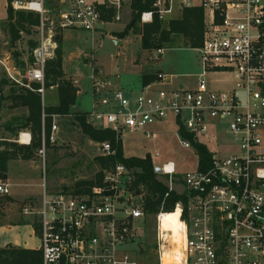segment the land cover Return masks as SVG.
<instances>
[{"label": "built area", "instance_id": "1", "mask_svg": "<svg viewBox=\"0 0 264 264\" xmlns=\"http://www.w3.org/2000/svg\"><path fill=\"white\" fill-rule=\"evenodd\" d=\"M134 1L6 0L7 11L33 13L38 23L33 26V63L24 60L21 67L9 55L2 56L0 79L44 97L45 69L54 57L57 36L65 30H99L110 9L132 13ZM139 1L150 4L140 13V24L156 17L170 21L186 8L203 10V38L197 48L202 72L196 86L168 88L172 77L161 73L137 92L126 91L118 87V75L92 65L87 119L114 132L121 142L126 133L153 138L150 127L170 119L185 148L193 149V143L208 147L206 139L229 137L233 146L227 154L208 147L213 153L210 166L201 170L197 164L182 174L181 192L174 189L179 173L175 163L154 162L169 191L187 196L186 203L174 207L179 210V240L162 226L165 211L153 216L157 264H166L167 256L172 264H264V0ZM58 132L53 122L50 143L58 141ZM45 138L43 128V156ZM15 141L30 145L32 134L21 130ZM98 145L102 155L114 153L109 141ZM133 181L132 171L117 163L87 192H48L43 184L39 201L30 200L22 208L24 215L38 218L41 264H139L130 246L146 213L141 197L131 190ZM9 193V184L0 180V195Z\"/></svg>", "mask_w": 264, "mask_h": 264}, {"label": "rangeland", "instance_id": "2", "mask_svg": "<svg viewBox=\"0 0 264 264\" xmlns=\"http://www.w3.org/2000/svg\"><path fill=\"white\" fill-rule=\"evenodd\" d=\"M7 15L6 0H0V57L9 55L19 66L20 62L28 60L29 56L33 55L29 43L30 40L34 41L33 27L31 34L21 32L22 38L13 45L7 30ZM105 16L108 18L104 19L99 30L93 32L65 30L62 35V65L66 79L72 82L77 79L80 82L74 84L78 93L76 103L72 107L74 112L88 113L92 110L89 79L92 65L102 68L105 74L118 75L123 85L133 81L134 76L131 70L136 68L135 64H138L142 66V73H162L171 76L172 84L168 88H176L181 84L185 87L196 86L198 75L202 72L198 61V47H185L182 39L178 38L174 46L166 48L160 55L156 54V50L143 51L141 35L129 29L131 12L113 10L112 14L108 12ZM16 49L21 54L17 59L13 54ZM10 90L11 86L5 87L4 96L7 97L11 93ZM42 98L46 106L57 104V87L46 89ZM11 104V100L7 98L0 104V138L11 137L15 140L17 136L7 131L6 124L13 117L25 114L27 110L20 107L11 108ZM53 122L59 126L58 141L46 147L45 155H41L37 150L31 159H24L25 162L13 163L11 166L13 178L15 172L28 171L25 182L30 184L26 187L29 194L25 192L24 194L36 198L41 197L43 184L48 192H57L65 187L73 190L78 180L92 179L100 170V165L95 161V157L101 154L98 142L85 136L78 125L72 123L70 117H59L53 119ZM152 128L155 131L153 138H147L143 133H126L122 138L124 155L145 157L149 154L156 165L174 162L179 172L174 179V189L176 192H181L183 190L182 174L196 168L197 153L194 148H185L181 145L173 119L153 125ZM23 130L29 131V129ZM206 140L209 141L208 147L211 150L215 152L219 150L223 154H227L233 146L231 139L225 135H220L216 141L213 137ZM156 152L160 153L159 157H155ZM159 179L168 184L164 176H159ZM12 183L15 184L14 180ZM15 190L13 186L12 193ZM0 197L4 198L5 195ZM16 210L18 211V207ZM136 228L130 248L136 252L135 257L138 263L157 264L154 250V256L152 253L149 258L144 257L143 253L149 245H154L156 242L154 217L146 215L145 219L138 221Z\"/></svg>", "mask_w": 264, "mask_h": 264}, {"label": "trees", "instance_id": "3", "mask_svg": "<svg viewBox=\"0 0 264 264\" xmlns=\"http://www.w3.org/2000/svg\"><path fill=\"white\" fill-rule=\"evenodd\" d=\"M132 19L129 29L133 33L141 35V48L143 51L153 52L157 49H166L176 44L178 38L182 39L185 47L197 48L202 44L204 31V13L199 7L186 8L179 17L170 21H161L157 17L151 23L139 24L140 13L150 9L149 3H142L135 0L132 4ZM112 14L113 10L108 11ZM108 16H103L107 19ZM7 30L10 33L11 43L16 44L21 38V32L32 33V27L38 23V18L30 12L8 11ZM31 51L36 46L32 40L29 41ZM58 46L55 57L47 62L45 69V88L57 87L58 103L46 106L43 104V98L36 90L25 87H17L9 80L0 79V104L4 99L11 100V108H25L27 112L23 115L15 116L6 124V129L13 136L23 129H29L32 134L30 145L19 144L11 137L0 138V180L6 179L8 164L16 159H31L37 150L42 148V132L45 130V146H50V134L53 121V115L60 117H70L72 123H76L80 131L94 142L109 141L114 153L109 155H98L95 161L100 165V170L92 179L78 180L73 189L75 192L83 193L89 191L94 185L100 183L104 172L111 170L117 163L125 165L134 175V181L131 190L138 196L143 203V208L147 216H154L160 210L165 212L174 211L177 202H187L185 194H178L175 191H169L163 180L159 179V174L155 171V164L152 157L148 154L145 157L124 155L121 141H117L114 132L93 126L87 117V112H74L73 105L77 99V88L73 82L66 79L63 70V52L62 36H57ZM19 58L20 52L16 49L13 53ZM32 54V53H31ZM29 63H33V55L28 58ZM19 66L24 67L25 62H20ZM156 79V73L145 72L142 75V83L146 85ZM11 86V93L4 96L5 87ZM39 84H34L36 89ZM43 113L45 114L43 120ZM189 139L190 137L187 136ZM193 148L197 153L198 167L201 170L207 169L213 159L212 151L205 144L193 143ZM69 189V188H68ZM7 197H0V204ZM36 232H40V225L37 216L32 217ZM155 251V244L149 245L143 252L144 257L149 258ZM154 256V253H153ZM42 256L40 250H30L26 248L7 246L0 249V264H41Z\"/></svg>", "mask_w": 264, "mask_h": 264}, {"label": "crops", "instance_id": "4", "mask_svg": "<svg viewBox=\"0 0 264 264\" xmlns=\"http://www.w3.org/2000/svg\"><path fill=\"white\" fill-rule=\"evenodd\" d=\"M135 67L136 68L131 70L134 76L133 81L126 82V85L118 81V87L133 92H137L141 89L143 84L142 75L145 72L142 73L143 69L141 65L135 64ZM152 127L153 126L150 127V130L155 133ZM21 162H25V160L16 159L10 161L8 164V171L6 174L7 180L5 179V183L9 184L10 193L5 195L8 199L0 204V249L7 246H14L30 250H39L41 244L39 233L36 232L32 217L24 215L22 208L30 200L37 202L40 198L26 195L29 194V190L26 187L30 185L25 182L28 177V171L21 170L20 172H15L14 178L12 177V164ZM21 165L23 166L24 164ZM13 180L15 184L12 183ZM13 186L16 190L12 193ZM24 192L26 194H24ZM17 207L18 211L16 210Z\"/></svg>", "mask_w": 264, "mask_h": 264}, {"label": "bare ground", "instance_id": "5", "mask_svg": "<svg viewBox=\"0 0 264 264\" xmlns=\"http://www.w3.org/2000/svg\"><path fill=\"white\" fill-rule=\"evenodd\" d=\"M25 140H27L25 138ZM178 215H179V210H174L172 212H166L165 215L163 216V220H162V226L164 229L172 231L175 238L177 240L180 239V231H179V226H180V222L178 219ZM164 262L166 264H172V260L170 259L169 256L164 258Z\"/></svg>", "mask_w": 264, "mask_h": 264}, {"label": "water", "instance_id": "6", "mask_svg": "<svg viewBox=\"0 0 264 264\" xmlns=\"http://www.w3.org/2000/svg\"><path fill=\"white\" fill-rule=\"evenodd\" d=\"M155 171L160 174L161 173V168L160 167H155ZM64 190H66V187L64 188Z\"/></svg>", "mask_w": 264, "mask_h": 264}]
</instances>
